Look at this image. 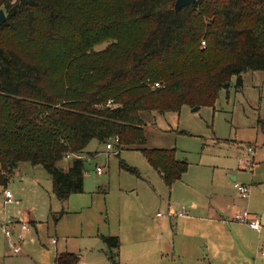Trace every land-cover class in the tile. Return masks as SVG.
<instances>
[{
	"label": "trees",
	"instance_id": "obj_1",
	"mask_svg": "<svg viewBox=\"0 0 264 264\" xmlns=\"http://www.w3.org/2000/svg\"><path fill=\"white\" fill-rule=\"evenodd\" d=\"M175 2L0 0V186L20 163L42 165L65 204L84 191L86 146L114 137L118 156L139 150L168 187L181 179L187 161L174 148L146 147L142 113L213 106L232 79L242 86L244 73L264 71V0H196L180 10ZM102 239L120 264L119 237ZM79 262L72 252L54 258Z\"/></svg>",
	"mask_w": 264,
	"mask_h": 264
},
{
	"label": "rangeland",
	"instance_id": "obj_2",
	"mask_svg": "<svg viewBox=\"0 0 264 264\" xmlns=\"http://www.w3.org/2000/svg\"><path fill=\"white\" fill-rule=\"evenodd\" d=\"M109 43L96 44L91 50H103ZM242 79V86L237 85L236 78L232 79L231 86L220 91L213 106H203L196 112L183 106L179 113H142L146 147L176 148L177 157L189 163L187 176L201 173L209 183L213 166L229 161L230 169L235 170L232 174L239 176L234 188L239 184L251 190L252 176L258 175L264 164L252 173L244 171L240 160L254 164L264 157V71L246 72ZM248 147L255 148L253 154L248 153ZM117 152L115 146L107 150L99 140L90 141L82 154L84 191L72 194L65 204L54 195L50 175L42 165L20 163L7 186H0V264H54L56 251L78 254L79 264H112L105 254V235L120 238V253L124 254L121 264H170L172 255L160 248H143V255L137 258L131 253L134 242L150 243L151 233L166 240L155 226L162 219L156 214H168L170 197H176L177 189L167 187L141 151L125 149L119 156ZM73 156L64 158L59 166L67 168ZM121 161L136 168L140 176L122 169ZM201 163L207 167L198 168ZM97 167L102 168V174H97ZM5 189L12 194L13 203H5ZM238 196L236 190L235 197ZM242 204L238 211L251 212L247 201ZM62 211L64 214L60 215ZM23 223L29 229L24 234ZM3 225L19 246L18 254H14L2 231ZM20 235L24 236L22 240ZM258 243L264 251V237L260 242L256 240L255 254L261 249ZM262 260L264 257L259 262Z\"/></svg>",
	"mask_w": 264,
	"mask_h": 264
},
{
	"label": "crops",
	"instance_id": "obj_3",
	"mask_svg": "<svg viewBox=\"0 0 264 264\" xmlns=\"http://www.w3.org/2000/svg\"><path fill=\"white\" fill-rule=\"evenodd\" d=\"M260 158L257 163L254 162L250 169L243 168L244 171L249 170L253 173L254 169L255 173V169H260L264 164V157ZM228 162L213 166L215 169H212L214 173L211 183L201 173L199 175L192 173L187 176L189 172V163L187 162L188 169L181 179L172 186H167L172 191H174L173 186L177 189L176 197L173 200L172 196L170 197L167 210L168 212H178L184 205L189 210V214L182 217L166 215L159 217L157 213L156 217L162 219L158 220V224L155 226L166 235V240L155 238L151 233L153 237L150 243L138 244V242H134L135 250L131 253L132 256L141 257L144 253L143 248L152 247V249L160 248L163 253L171 254L170 264H244L252 261L264 264L263 260L259 262L264 257L260 243L258 244L261 249H258L255 254L256 240L260 242V238L264 237V182H261L264 181V169L259 174L256 173L261 177L252 176L249 197L240 200L239 193V196L235 197L236 190L234 189L236 188L233 186L239 176L232 174L235 170L230 169ZM204 167H207L205 163L198 166V168ZM154 171L162 178L157 170ZM229 171H232L230 175ZM245 201H247L252 214L260 220L261 229L259 231L234 220L235 213L244 206L242 203ZM120 248L116 251L119 263L120 258L124 260V254L120 253ZM107 253L106 250L105 254L108 258ZM168 256L170 257V255Z\"/></svg>",
	"mask_w": 264,
	"mask_h": 264
},
{
	"label": "built area",
	"instance_id": "obj_4",
	"mask_svg": "<svg viewBox=\"0 0 264 264\" xmlns=\"http://www.w3.org/2000/svg\"><path fill=\"white\" fill-rule=\"evenodd\" d=\"M202 44H205V42H203ZM155 85L157 87H159V83H156ZM112 105H113L112 100H109L107 102V106H112ZM118 141H119L118 137L112 138L106 144V149L107 150L113 149V147L118 143ZM112 142H113V144H112ZM248 153L253 154L254 149L252 147H248ZM240 164L245 169H250L254 165L250 160H246V159L240 160ZM96 172L98 175L102 174V168L97 167ZM235 188L238 191V193L240 194V197L242 199H247L249 197V195H250L249 187L244 186V185L235 184ZM4 198H5V203H7V204L14 202L13 196L8 190H4ZM188 214H189V210L185 206H182L178 212H168V214L166 216H168V217H182V216H186ZM157 216L162 217V216H164V214L158 213ZM234 220L241 222V223H245L250 228H252L254 230L259 231L261 229L260 220L255 215H253L251 212H249L248 210H245L243 212H240V211L236 212L234 215ZM21 230H22L23 234L29 231L28 226L25 223L22 224ZM2 231L4 232L5 236L9 240V242L11 243V247L14 251V254H18L20 252V248L13 241L12 233L7 229V227L5 225L2 226ZM23 237H24L23 235H20L19 239L22 240ZM52 243L55 244L56 240H52ZM244 264H250V263H244Z\"/></svg>",
	"mask_w": 264,
	"mask_h": 264
},
{
	"label": "water",
	"instance_id": "obj_5",
	"mask_svg": "<svg viewBox=\"0 0 264 264\" xmlns=\"http://www.w3.org/2000/svg\"><path fill=\"white\" fill-rule=\"evenodd\" d=\"M195 1H196V0H176V2H175V9H176V10H180L181 8H183V7H185V6L189 5V4H192V3H194ZM4 20H5V14H4L3 10H1V11H0V23H1L2 21H4ZM200 108H201V107H199V106L194 107V108H192V111H193V112H196V111H198ZM62 169H63V168H62Z\"/></svg>",
	"mask_w": 264,
	"mask_h": 264
}]
</instances>
